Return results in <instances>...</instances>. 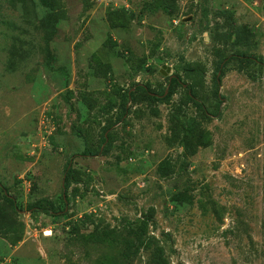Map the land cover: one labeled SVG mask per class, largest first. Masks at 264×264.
<instances>
[{"label": "rangeland", "instance_id": "obj_1", "mask_svg": "<svg viewBox=\"0 0 264 264\" xmlns=\"http://www.w3.org/2000/svg\"><path fill=\"white\" fill-rule=\"evenodd\" d=\"M152 1L0 0V183L17 205L0 191V264H103L115 250L86 235L150 213L166 264H264V64L231 60L213 94L218 61L264 58V0H175L173 13ZM176 75L169 99L135 91ZM191 125L185 156L174 133ZM39 200L61 212L27 210Z\"/></svg>", "mask_w": 264, "mask_h": 264}, {"label": "trees", "instance_id": "obj_2", "mask_svg": "<svg viewBox=\"0 0 264 264\" xmlns=\"http://www.w3.org/2000/svg\"><path fill=\"white\" fill-rule=\"evenodd\" d=\"M42 2L46 3L47 0H41ZM146 8L151 10H158L163 9L166 12L173 13L176 10L175 0H156L152 2L146 3ZM231 60H236L239 64L240 68H243L249 64H264V58L256 57L253 55H249L247 53H238L235 55L228 56L223 58L222 60L218 61V65L216 67L215 73L213 75L214 80V87H213V94L217 98V103H221L222 98L219 94V86L221 81V76L223 74V69L228 62ZM182 69L185 71V75L187 77H194L195 75H199L200 71L196 68L191 66H182ZM181 83V77L176 75L175 77L168 78V86L167 90L161 91L159 94H155L152 92L150 87L143 85L141 83H135V91L140 90L145 93L148 97L155 99V100H163L169 99L171 94L174 92L176 87ZM192 84V85H191ZM188 85V100L193 99V90H194V83ZM134 92L129 89L123 94V109L120 114L117 116L116 121H122L125 116L127 115L129 109L127 108V102L129 98H132ZM195 104L199 103L194 101ZM218 113V112H217ZM109 129V125L103 128L102 133V142L105 143L108 139V135L106 131ZM193 125L184 127L182 129V133H174V139L177 141L179 146L182 148V154L193 155L198 147V143L194 141L193 136ZM106 146L102 149L105 150ZM89 155H97L101 152L100 148H97L94 151L87 150L85 151ZM85 153V154H86ZM174 172L173 166L170 160L164 159L162 160L157 167V174L161 177H168L170 173ZM78 178L76 177L75 170L72 168L71 163L65 167V172L63 176V184H62V191L63 197L61 198L62 201L67 200L66 191L69 188L72 182H78ZM0 191L3 194L5 200L9 201L10 204L16 208L15 199L8 193L6 187H4L0 183ZM28 211H35L44 213L47 215H52L56 211L54 209L53 203L46 200H39L33 203H30L27 206ZM152 217V214L146 215L143 217L139 223H128L118 228L110 227L105 225L101 228H94L86 236L91 239L94 243L99 245H108L109 247L115 250L116 255H113L109 260H102L100 261L103 264H132L133 260L139 254V252H145L147 256L148 264H166L164 258V251L163 248L156 242L155 237L148 234L147 232V222Z\"/></svg>", "mask_w": 264, "mask_h": 264}, {"label": "water", "instance_id": "obj_3", "mask_svg": "<svg viewBox=\"0 0 264 264\" xmlns=\"http://www.w3.org/2000/svg\"><path fill=\"white\" fill-rule=\"evenodd\" d=\"M162 68H166V71H162V74L163 75H166L167 72L170 70V67L166 66V65H163Z\"/></svg>", "mask_w": 264, "mask_h": 264}, {"label": "built area", "instance_id": "obj_4", "mask_svg": "<svg viewBox=\"0 0 264 264\" xmlns=\"http://www.w3.org/2000/svg\"><path fill=\"white\" fill-rule=\"evenodd\" d=\"M105 1L112 2L113 4L116 3V0H105Z\"/></svg>", "mask_w": 264, "mask_h": 264}]
</instances>
